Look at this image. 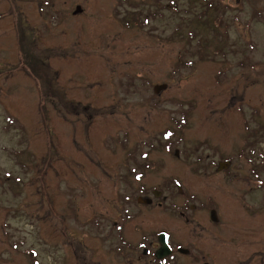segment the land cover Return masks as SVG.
<instances>
[{
  "label": "rangeland",
  "instance_id": "rangeland-1",
  "mask_svg": "<svg viewBox=\"0 0 264 264\" xmlns=\"http://www.w3.org/2000/svg\"><path fill=\"white\" fill-rule=\"evenodd\" d=\"M154 191L183 244L264 220V0H0V264H96Z\"/></svg>",
  "mask_w": 264,
  "mask_h": 264
},
{
  "label": "flooded vegetation",
  "instance_id": "flooded-vegetation-1",
  "mask_svg": "<svg viewBox=\"0 0 264 264\" xmlns=\"http://www.w3.org/2000/svg\"><path fill=\"white\" fill-rule=\"evenodd\" d=\"M129 184L131 182L124 178ZM145 191V189H143ZM161 192H153L155 200L149 199L140 204L134 197H119L121 208L125 215L120 223L114 222L112 230L107 232L104 240H113V246L98 249L101 251V259L96 264H264V220L258 215V220L254 217H243L239 226L250 228L244 231L225 230L226 224H223V218L218 217V213L213 207L208 208L206 218L210 226L215 231H207V236L198 233L200 223L194 221V213L201 211L199 206L188 205L187 203L178 204L173 211L172 218L179 217L191 228L192 238L189 243L183 244L176 239L172 233L162 231L150 232L147 226H132L131 222L135 215L129 212V207L138 205L141 208L154 207L160 211H167L168 203L174 202L169 198H159ZM260 208L256 209L260 212ZM134 204V205H133ZM175 205V204H174ZM180 206V208H177ZM249 206V205H248ZM248 206H243L244 211H249ZM260 209V210H259ZM232 211V205L229 204L224 210L225 217ZM128 212V214H127ZM175 212L177 214H175ZM227 212V213H226ZM209 213V214H208ZM264 213V212H262ZM99 222L97 229L103 237L102 226ZM234 223V222H233ZM247 223V224H244ZM234 225H237L234 224ZM221 228V229H219ZM253 228V230H250ZM203 233L204 231H200ZM167 236L166 244L163 247L162 236ZM204 237H201V236ZM165 236V239H166ZM200 236V237H198ZM67 238L69 232L67 231ZM164 248L165 253H161ZM104 250V251H103ZM73 260L79 264H93V259L88 258L82 248L75 249ZM185 260V261H183Z\"/></svg>",
  "mask_w": 264,
  "mask_h": 264
},
{
  "label": "water",
  "instance_id": "water-1",
  "mask_svg": "<svg viewBox=\"0 0 264 264\" xmlns=\"http://www.w3.org/2000/svg\"><path fill=\"white\" fill-rule=\"evenodd\" d=\"M79 12H80V9H77L76 13H79ZM165 89H166V85L157 86L155 88V92L160 93L161 91H163ZM145 203H147V202L145 201ZM161 240L163 241V247H166L167 245H166V243H164V237L163 236H162ZM161 253H165L164 248L162 249Z\"/></svg>",
  "mask_w": 264,
  "mask_h": 264
}]
</instances>
